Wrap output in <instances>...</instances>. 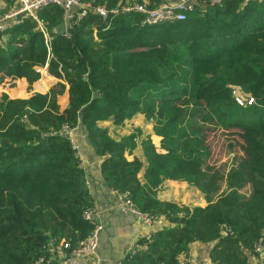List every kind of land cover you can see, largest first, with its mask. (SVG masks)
I'll list each match as a JSON object with an SVG mask.
<instances>
[{
  "label": "trees",
  "instance_id": "trees-1",
  "mask_svg": "<svg viewBox=\"0 0 264 264\" xmlns=\"http://www.w3.org/2000/svg\"><path fill=\"white\" fill-rule=\"evenodd\" d=\"M17 1L0 0V14ZM82 1L105 6L108 18L89 11L72 21L68 38L56 32L63 9L44 8L39 17L50 48L31 17L0 32V81L26 78L40 92L0 104V264L49 259L52 246L75 248L93 231L84 215L94 204L86 172L73 142L59 133L79 125L103 157L109 187L170 223L142 238L145 249L123 264H181L194 242L215 243L214 264H250L247 252L255 253L264 233V0H202L186 20L153 25L142 24V13L123 12L126 0ZM152 1L154 7L163 0ZM53 76L69 85L63 110L53 106V89V95L41 94ZM230 86L253 97L252 111L235 100ZM138 113L161 138L159 144L142 139L146 163L127 157L138 145L136 132L117 140L99 125H123ZM209 124L238 129L243 155L227 173L208 163ZM165 180L196 186L208 205L161 200Z\"/></svg>",
  "mask_w": 264,
  "mask_h": 264
},
{
  "label": "crops",
  "instance_id": "crops-1",
  "mask_svg": "<svg viewBox=\"0 0 264 264\" xmlns=\"http://www.w3.org/2000/svg\"><path fill=\"white\" fill-rule=\"evenodd\" d=\"M18 4L19 0L13 7V10L17 8ZM46 72L49 74L48 69H46ZM41 73L43 78L44 72L41 71ZM53 77L56 81H63L55 76ZM7 78L10 80L14 79L12 77H5V79ZM18 81L24 86H27L29 83L26 78H22V81ZM63 83H65L67 87L68 99L65 105L66 108L69 104V85L66 81ZM145 119L147 120L144 114L138 113L132 119L127 120L123 125L126 123L127 125L128 123L131 125L135 124L134 127L138 128L141 125H139L141 120L143 121ZM108 122L109 125L105 124ZM99 125L108 129L111 136L117 140H121L123 137L129 136L135 132L131 133L130 130L122 127L123 125H115L112 120L101 122ZM74 136L78 146L77 152L81 159V165L86 172V184L93 196L94 218L104 227L100 234L97 254L94 257L80 259L78 264H123V261L129 254H135L145 249V247L139 245V241L142 238L147 237L149 234H153L163 227L169 226L170 223L162 216L155 220L153 226H149L133 214L124 212L119 206V193L109 187L101 174L103 157L95 152L87 138L86 130L79 125L75 128ZM155 136L160 141L161 138L157 135ZM142 139L144 138L138 139V145L133 155L127 156L128 159L131 160L134 156H137L146 163L144 150L141 144ZM152 139L154 140V137H152ZM144 170L145 169L140 173L142 181H144ZM158 197L161 200L176 202L180 205H188L191 208L194 206L204 207L208 205L205 194L196 186L186 181L165 180L158 190ZM60 245L51 247L49 264H61L65 253H70L71 249H64L63 246ZM214 245L215 243L194 242L191 244L190 251L184 255V258L187 259L189 264H214L210 258V252ZM247 254L250 264H264V254H253L251 252H247Z\"/></svg>",
  "mask_w": 264,
  "mask_h": 264
},
{
  "label": "built area",
  "instance_id": "built-area-1",
  "mask_svg": "<svg viewBox=\"0 0 264 264\" xmlns=\"http://www.w3.org/2000/svg\"><path fill=\"white\" fill-rule=\"evenodd\" d=\"M223 0H210L212 5L220 4ZM202 0H164L160 4L153 7L152 0H126L123 12H139L144 15L142 24L153 25L164 22L182 21L188 18L190 12H194L196 9L203 6ZM50 5H58L63 9L64 22L67 24V31L64 34L70 38L69 25L73 20L78 22L85 17L89 11L101 15L104 19L108 18L109 11L105 6L93 7L90 3H85L82 0H19L17 8L12 10L8 14H0V32H4L16 23L22 22L24 17L33 18L44 32L47 39L49 48L51 47V36L47 28H45L43 22L39 17V13L44 8ZM115 11L118 12V9ZM44 68L48 69L47 66ZM44 68H39L43 71ZM232 88L233 97L240 104L245 106L248 103H255V100L249 94L243 90L240 86H230ZM248 96L247 98H245ZM75 128L64 127L59 133L66 135L72 142L76 149H78L75 136ZM119 206L126 212L133 214L137 218L143 220L149 226H153L155 218L148 213L139 210L129 193L119 194ZM85 217L94 222L95 227L89 236L79 242L75 248H70L69 244H65L64 249H71L70 253H65L61 264H78L80 259L94 257L97 254L100 234L103 230V225L98 223L94 218L93 207L89 208L84 213ZM152 234H149L146 238L151 239ZM255 253L253 254H264V233L255 244ZM34 264H49V259L42 256L37 259ZM181 264H189L187 259L183 258Z\"/></svg>",
  "mask_w": 264,
  "mask_h": 264
},
{
  "label": "rangeland",
  "instance_id": "rangeland-1",
  "mask_svg": "<svg viewBox=\"0 0 264 264\" xmlns=\"http://www.w3.org/2000/svg\"><path fill=\"white\" fill-rule=\"evenodd\" d=\"M45 74L46 73L44 72V75ZM16 80L22 81V78H18ZM9 81H10L9 78H7V79L3 78L0 81V104L3 103V101L5 100L4 99L5 97L7 99L28 98V97L32 96L33 94L40 93L39 91H37V88L35 87L36 82L33 83L32 85H30L28 83L27 86L22 85L20 87L21 82H20V84L19 83L13 84ZM61 82H64V80L63 81H59V80L56 81L53 79V81L50 83V85H52V86L49 87L47 92L41 93V94L51 93L53 95V91H51L53 89L55 91L54 93H55V98H56V104H54L53 106L58 105L60 110H63L65 108V105L67 103L68 98H67V87L60 88L59 84ZM7 88L8 89L21 90V91H24L25 93L23 96L12 97L5 91ZM10 94L11 95L20 94V92H18V91L17 92H11L10 91ZM247 97L248 96H246L245 98H247ZM250 105H254V103H252V104L248 103V104H245V106H244L245 108H247L249 110V112L252 111V107H249ZM105 124L109 125V122L105 123ZM126 125H127V123L125 125H123L122 127L130 130L131 133L135 131L140 136V138H142V137L146 138L148 136L149 137L152 136V137H154L155 142L158 144L159 139L154 135V129H153L152 121H149L146 119L143 121L141 120V122L139 123L140 127H138V128L134 127L135 124L131 125L128 123V125L127 126ZM237 132H238V129H224L219 125L209 124V129L207 131V134H208V145L210 146L211 155L209 157L208 163L213 169L225 171L227 173L230 170V168L232 167L234 159L236 157L243 155L242 141H241L240 137L238 136ZM119 135H121V134H119Z\"/></svg>",
  "mask_w": 264,
  "mask_h": 264
},
{
  "label": "water",
  "instance_id": "water-1",
  "mask_svg": "<svg viewBox=\"0 0 264 264\" xmlns=\"http://www.w3.org/2000/svg\"><path fill=\"white\" fill-rule=\"evenodd\" d=\"M67 31V24L66 22H62L57 28H56V32L59 35H64Z\"/></svg>",
  "mask_w": 264,
  "mask_h": 264
}]
</instances>
